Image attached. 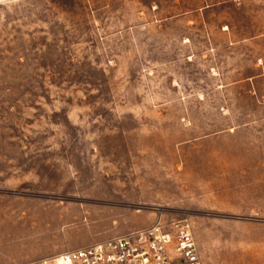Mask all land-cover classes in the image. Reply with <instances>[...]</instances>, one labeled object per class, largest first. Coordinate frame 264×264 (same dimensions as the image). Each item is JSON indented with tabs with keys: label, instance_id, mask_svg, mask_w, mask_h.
<instances>
[{
	"label": "rangeland",
	"instance_id": "374dc122",
	"mask_svg": "<svg viewBox=\"0 0 264 264\" xmlns=\"http://www.w3.org/2000/svg\"><path fill=\"white\" fill-rule=\"evenodd\" d=\"M160 215L264 264V0H0V264Z\"/></svg>",
	"mask_w": 264,
	"mask_h": 264
},
{
	"label": "built area",
	"instance_id": "2783aa9c",
	"mask_svg": "<svg viewBox=\"0 0 264 264\" xmlns=\"http://www.w3.org/2000/svg\"><path fill=\"white\" fill-rule=\"evenodd\" d=\"M27 264H203L189 217L166 221L123 236L65 251Z\"/></svg>",
	"mask_w": 264,
	"mask_h": 264
}]
</instances>
